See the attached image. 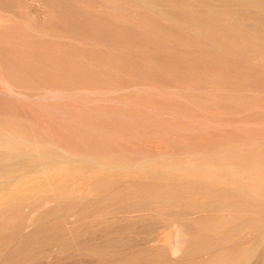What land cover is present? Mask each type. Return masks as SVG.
Masks as SVG:
<instances>
[{
  "label": "rangeland",
  "instance_id": "rangeland-1",
  "mask_svg": "<svg viewBox=\"0 0 264 264\" xmlns=\"http://www.w3.org/2000/svg\"><path fill=\"white\" fill-rule=\"evenodd\" d=\"M11 2L0 0V34L8 30L0 40L13 48L18 34L25 33L15 27L24 24L21 18L15 16L17 24L10 13V18L3 14L21 9ZM34 5L39 11L33 38L36 56L47 52L36 45L50 49L35 58L33 85L0 93V101L5 98L0 104L10 107L0 108L7 111L0 112V131L18 136L19 145L50 144L74 162L66 166L64 180L52 185L47 226L15 230L18 216L28 213L25 201L18 212L5 215V224H10L0 230V250L5 249L0 264H239L246 259L247 264H264V52L243 54L214 46L188 52L154 45L112 17L98 15L102 6L96 0H35ZM131 167L135 172H129ZM99 168L108 172L91 173ZM126 210L134 212L121 215ZM79 214L87 215L89 224ZM178 214L182 225L178 218L174 221ZM162 218L170 221L165 229L158 225Z\"/></svg>",
  "mask_w": 264,
  "mask_h": 264
},
{
  "label": "bare ground",
  "instance_id": "bare-ground-1",
  "mask_svg": "<svg viewBox=\"0 0 264 264\" xmlns=\"http://www.w3.org/2000/svg\"><path fill=\"white\" fill-rule=\"evenodd\" d=\"M9 1V0H8ZM48 1V0H47ZM54 1V0H53ZM59 1V0H58ZM65 1V0H63ZM81 1V0H80ZM14 3H17L16 1H13ZM11 2V3H12ZM18 2H21V0H18ZM39 2V1H38ZM73 2V1H72ZM71 2V4H72ZM75 2V1H74ZM94 2V0H93ZM96 2H98L100 4L99 8L100 11L98 12V15H105L108 17H112L111 21L115 22L116 24L122 25V27H129L135 31H137L138 33H140L141 35L145 36L146 38L150 39V42L152 40V44H154L153 42H155L156 44H160L165 46V47H171V48H175L176 49H182L183 51L186 50L188 52H190L189 50H191V52L193 51V49L196 52V48L195 47H209L211 48L212 46L214 47H219L222 49H239L241 50V52H248V51H261L262 53L264 52V0H96ZM35 0H24V3H20L17 5H19V9L17 10L15 7L14 10H10V12H3V14H7L6 17H8V14L11 15L10 17H13V19L11 18V20L13 21H17L18 19H15L17 16L20 19V23L22 20V24L21 26L18 24L19 21H17L16 23L18 24L19 29H21L20 31H18L19 33L23 32L25 33L24 37L26 38L24 41L23 39L21 40V38H24L23 36H21V34H18V39L11 33V31H9L10 34H12L13 38H16V42L11 38V40H13L16 45L11 48L9 46H7V44H9L10 42L7 41L6 45L5 42H2L4 39L3 36L4 35H8L6 32L8 30H3L4 34H0V39H2V41L0 40V93L3 92V89H8L7 91L11 90L14 91L13 89H19L23 86H25L26 84L28 85V83L34 78V72H35V58L38 56V54L44 53L46 51L41 50L42 48L47 50V54L48 55V51L50 49L49 45H47V47L49 49H46L47 47H40L38 45H36V47L41 48L39 50H41L39 53H37L36 56V48L34 50V32L35 29L37 28L36 25V21L37 18L39 16V11H38V6L35 7L34 5ZM58 3V2H57ZM77 2H75L76 4ZM80 3V2H78ZM77 3V4H78ZM84 3V2H81ZM80 3V4H81ZM37 4V3H36ZM47 4V3H46ZM51 4V3H50ZM55 4V2H54ZM90 4V3H89ZM96 4V3H94ZM38 5H40L38 3ZM56 5V4H55ZM68 5V4H67ZM82 5L84 6V4H81V8ZM85 5H87V3L85 2ZM72 6V5H71ZM88 6V5H87ZM92 6V4H91ZM58 7V5H57ZM95 7H98L95 5ZM93 6V8H95ZM45 8V7H43ZM76 8V7H75ZM80 8V7H79ZM90 8V6L88 7ZM16 9V10H15ZM60 9V7H59ZM87 9V8H86ZM6 10V9H5ZM53 10V9H52ZM66 10V8H65ZM84 10V9H83ZM95 10V9H94ZM0 11H2L0 9ZM51 11V10H49ZM85 11V10H84ZM61 12L62 11V7H61ZM60 12V13H61ZM95 12V11H93ZM54 13V11L52 12ZM97 13V12H96ZM2 14V13H1ZM58 14V13H57ZM57 14L55 16H57ZM63 14V13H61ZM84 14H86L84 12ZM89 14V13H88ZM47 15V14H46ZM65 15V14H64ZM110 15V16H109ZM51 16V15H50ZM100 16V17H101ZM3 17V16H1ZM8 17V18H10ZM49 17V16H48ZM52 17V16H51ZM59 17V16H58ZM91 17V16H89ZM88 17V18H89ZM4 18V17H3ZM7 18V19H8ZM53 18V17H52ZM94 18V17H93ZM5 19V18H4ZM6 19V20H7ZM67 19V18H66ZM53 21V19H51ZM0 21H3L0 19ZM5 21V20H4ZM12 21V22H13ZM9 22V21H8ZM6 22V23H8ZM43 22V21H42ZM41 22V23H42ZM46 22V21H45ZM48 22V21H47ZM51 22V21H50ZM49 22V23H50ZM59 22V21H58ZM57 22V23H58ZM123 22V23H122ZM3 23V22H2ZM15 23V22H13ZM13 23L12 26L14 27ZM56 22L54 24H57ZM51 24H53L51 22ZM5 25V24H4ZM16 25V24H15ZM26 25V26H24ZM38 25V24H37ZM46 25V24H45ZM60 26H62L59 23ZM58 25V26H59ZM118 25V26H119ZM137 25V26H136ZM11 26V25H10ZM20 26V27H19ZM43 26V25H42ZM54 27V25H52ZM51 26V27H52ZM56 26V27H58ZM3 27V26H1ZM5 27V26H4ZM7 27V26H6ZM5 27V28H6ZM12 27V28H13ZM23 27H26L24 30H22ZM46 27L48 28V26L46 25ZM63 28L66 27L65 25L62 26ZM121 27V28H122ZM11 28V29H12ZM67 28V27H66ZM1 29V28H0ZM10 29V28H7ZM27 29V32L25 31ZM49 29V28H48ZM52 29V28H51ZM50 29V30H51ZM13 30V29H12ZM15 30V29H14ZM13 30V31H14ZM54 30V28H53ZM61 30V29H60ZM66 30V29H65ZM119 30V29H118ZM127 30V29H126ZM1 31V30H0ZM5 31V32H4ZM22 31V32H21ZM37 31V30H36ZM58 31V30H55ZM54 31V32H55ZM68 31V29H67ZM110 31V30H109ZM121 31V30H120ZM41 32V31H40ZM60 32V31H59ZM63 32V31H62ZM70 32V31H68ZM115 32V31H114ZM15 33V31H14ZM39 33V32H38ZM48 34V32H45L44 34ZM61 33V32H60ZM74 33V32H73ZM16 34V33H15ZM27 34V35H26ZM65 34V33H63ZM2 35V36H1ZM54 35V34H52ZM84 35V34H83ZM119 35V34H118ZM116 35V36H118ZM10 36V35H9ZM17 36V35H16ZM59 36V35H58ZM57 36V37H58ZM69 36V35H68ZM86 36V35H85ZM2 37V38H1ZM8 36H6L5 38H7ZM43 37V36H42ZM48 37V36H47ZM53 37V36H52ZM51 38V36H50ZM54 38V37H53ZM75 38V37H74ZM115 39V37H113ZM119 38V37H118ZM10 39V38H9ZM41 39V37H40ZM52 39V38H51ZM61 39V38H60ZM27 40V42H26ZM50 40V39H49ZM56 40V39H55ZM48 41V40H47ZM117 41V39H116ZM46 42V41H45ZM61 42V41H60ZM54 42H51V44ZM40 44V43H39ZM11 45V43H10ZM25 45H27L26 47H24ZM71 45V44H69ZM68 45V46H69ZM155 45V44H154ZM191 45V46H190ZM12 46V45H11ZM44 46V44H43ZM159 46V45H158ZM61 47V46H60ZM162 47V46H161ZM52 48V47H51ZM24 49V50H23ZM37 49V50H38ZM54 49V47H53ZM79 49V48H77ZM165 49V48H164ZM167 49V48H166ZM198 49V48H197ZM212 49V48H211ZM220 49V50H222ZM181 50V53H182ZM202 50V49H201ZM205 50V49H204ZM215 50V48H214ZM44 51V52H43ZM53 50H50V52ZM55 51V50H54ZM68 51V50H67ZM83 52V50H80ZM95 51V50H94ZM99 51V50H98ZM180 51V50H179ZM200 51V50H199ZM227 51V50H225ZM64 52V51H63ZM70 52V51H69ZM93 52V51H92ZM173 52V50H172ZM177 52V51H176ZM228 52V51H227ZM238 52V51H237ZM242 52V53H243ZM258 52V53H259ZM85 53V52H83ZM88 53V52H87ZM180 53V52H178ZM177 53V54H178ZM180 53V54H181ZM52 54V53H51ZM171 54V53H170ZM175 54V53H173ZM244 54V53H243ZM44 55V54H43ZM56 55V54H55ZM58 55V54H57ZM63 55V54H62ZM86 55V54H85ZM88 55V54H87ZM50 56V55H49ZM96 56V55H95ZM48 57V56H47ZM62 57V56H61ZM92 57V56H91ZM169 57V56H168ZM173 57V56H172ZM199 57V56H198ZM260 57V56H259ZM166 58V57H165ZM175 58V57H174ZM177 58V57H176ZM250 58V57H249ZM261 58V57H260ZM259 58V59H260ZM41 59V58H40ZM63 59V58H62ZM71 59V58H70ZM187 59V58H186ZM192 59V58H191ZM37 60V58H36ZM65 60V59H64ZM63 60V61H64ZM166 60V59H165ZM171 60V59H170ZM45 61V60H44ZM48 63L52 62L50 61V58ZM46 61V62H47ZM62 61V62H63ZM172 61V60H171ZM176 61V60H175ZM186 61V60H185ZM262 61V58H261ZM40 62V61H39ZM71 63V62H70ZM171 63V62H170ZM174 63V62H173ZM172 63V64H173ZM186 63V62H185ZM184 63V64H185ZM191 63V62H190ZM37 64V63H36ZM61 64V63H60ZM181 64V63H180ZM179 64V65H180ZM188 64V63H187ZM40 66H44V70H46L45 65H42V63L39 64ZM50 65V64H49ZM55 65V64H54ZM36 67H38V65H36ZM71 67V66H70ZM179 67V66H178ZM50 68V67H49ZM37 71V70H36ZM45 74V73H44ZM43 74V75H44ZM45 76V75H44ZM47 76V74H46ZM37 78V77H36ZM50 78V77H49ZM41 79V78H40ZM39 79V80H40ZM44 80V79H43ZM48 80V79H47ZM46 80V81H47ZM99 80V79H98ZM35 81V80H34ZM51 81V79H50ZM37 82V81H36ZM48 82V81H47ZM84 82V81H83ZM32 84V82H30ZM29 83V85H31ZM52 83V82H51ZM59 84V83H58ZM61 84V83H60ZM86 84V83H85ZM94 84V83H93ZM96 84V83H95ZM264 84V83H263ZM33 85V84H32ZM42 85V83L40 84ZM46 85V84H45ZM49 84L47 85L46 88L48 87ZM30 87V86H29ZM36 87V85H35ZM43 87V86H42ZM34 88V87H33ZM38 90V87H36ZM44 88V87H43ZM25 90V89H23ZM28 90V89H27ZM11 91L8 92L9 96L11 94ZM45 91V90H43ZM21 92V91H20ZM41 92V91H40ZM32 94V92H29ZM38 94V92H36ZM5 94V93H4ZM16 93H14V96H18ZM23 94H28L26 92H24ZM50 94V93H49ZM62 94V93H61ZM3 95V94H0ZM7 95V94H6ZM13 95V94H12ZM11 95V96H12ZM36 95V94H34ZM42 95V94H41ZM43 95H47L44 94ZM8 96V95H7ZM6 96V97H7ZM8 96V97H9ZM24 96V95H23ZM21 95V97H23ZM27 96V95H26ZM24 96V97H26ZM50 96V95H49ZM5 97V95H4ZM12 97V98H13ZM28 97V96H27ZM45 97V96H43ZM3 98V97H2ZM17 98V97H16ZM1 99V97H0ZM5 99V98H3ZM2 99V101H3ZM8 98H6L7 101ZM20 99V98H19ZM34 99V98H33ZM36 99V98H35ZM28 100V99H27ZM0 101V103L2 102ZM5 101V102H6ZM14 102V99L12 100ZM9 102L11 103V99L9 100ZM8 102V104H10ZM12 102V103H13ZM7 103V102H6ZM11 103V104H12ZM15 103V102H14ZM5 105V104H4ZM3 105V106H4ZM14 105V104H13ZM0 104V108H7L9 109V106H4L3 107ZM6 110V109H5ZM11 110L13 111V109L11 108ZM10 110V111H11ZM9 111V110H8ZM9 111V113H10ZM0 112L1 109H0ZM7 112V111H6ZM6 112H2V113H6ZM8 113V115H9ZM12 113V112H11ZM12 115V114H11ZM14 117V116H13ZM12 117V118H13ZM1 118V117H0ZM10 118V117H9ZM2 119V118H1ZM3 120V119H2ZM4 123V125H6V121L2 122ZM21 120V119H20ZM8 121V120H7ZM10 122V121H8ZM10 124V123H9ZM8 125V124H7ZM13 126V125H12ZM5 127V126H4ZM10 127V126H9ZM15 127V126H14ZM12 131V128H9ZM17 129V128H16ZM8 131V130H7ZM13 132V131H12ZM11 132V133H12ZM9 133V131H8ZM14 133V132H13ZM15 137H18L16 135H6L3 134L0 131V230L2 227H4L5 225V215H7L8 211H12L13 209L17 211L18 207H20L21 205L19 204L20 202L25 201L26 204L24 206V208L26 210H28V213L26 212V215H20L18 216L19 219L14 223V228L16 231H19L20 229H25L28 231L29 230H33L35 229V231H37L36 229H38L40 226L44 225L46 223L49 222L47 219L50 215V208H49V203L51 201V193H52V185L55 184H60V180L63 181L64 180V170L66 168L67 165H69L70 163L74 162L72 160H69V158L67 156H65L64 154H59L54 152L52 146L50 144L45 143L40 147L36 146L34 143L33 145L28 143V146H26L23 142L22 145H19V143H17L15 139ZM23 137V136H22ZM21 140V139H19ZM32 141V140H30ZM35 141V140H34ZM21 142V141H20ZM48 142V141H47ZM56 150V149H55ZM57 151V150H56ZM66 154V153H65ZM69 155V154H67ZM77 157V156H76ZM76 160V159H75ZM78 160V159H77ZM76 160V161H77ZM83 160V159H82ZM85 161L87 160L84 159ZM84 161V162H85ZM89 161V160H88ZM86 161V162H88ZM92 162V161H91ZM89 163V162H88ZM94 163V162H92ZM90 164V163H89ZM91 165V164H90ZM94 165V164H93ZM92 167V166H91ZM94 167H97L96 165ZM126 166H124L125 168ZM135 167V166H134ZM131 167L133 170L129 171V172H135V168L137 167ZM85 168V167H84ZM114 168V167H112ZM123 168V167H121ZM127 168V167H126ZM128 168V169H131ZM185 168V167H184ZM109 169V168H108ZM107 169V170H108ZM116 166L113 169L114 171L116 170ZM119 169V166H118ZM139 169V167H138ZM137 169V170H138ZM103 171L106 169H102ZM100 168L99 169H95L93 172H91L93 175H99L101 173ZM123 170V169H122ZM172 170V169H171ZM174 170V169H173ZM181 170V169H180ZM92 171V170H91ZM102 171V172H103ZM112 171V170H111ZM118 171V170H117ZM121 171V170H120ZM162 171V170H161ZM216 171V170H215ZM108 172V171H106ZM124 172V171H123ZM127 172V171H126ZM159 172V171H158ZM165 171H163L164 174ZM111 174V172H109ZM115 173V172H114ZM155 173V171H154ZM167 173V171L165 172ZM171 173V172H170ZM176 172H173V174H175ZM66 174V173H65ZM68 174V173H67ZM92 174H90V176H92ZM108 174V173H107ZM113 174V173H112ZM152 174V173H151ZM157 174V173H156ZM79 175V173H78ZM83 175V174H82ZM89 175V174H88ZM87 175V176H88ZM101 175V174H100ZM116 175V174H115ZM145 175V174H144ZM160 175H162V172L160 173ZM165 175V174H164ZM163 175V176H164ZM169 175V174H166ZM165 175V176H166ZM172 174H170L171 176ZM75 176V175H74ZM86 176V177H87ZM89 176V177H90ZM139 176V175H138ZM141 178L143 175H140ZM152 176V175H150ZM155 176V175H153ZM152 176V177H153ZM157 176V175H156ZM174 176V175H173ZM172 176V177H173ZM179 177V175H175L174 177ZM181 176V175H180ZM183 176V175H182ZM77 177V176H76ZM80 177V176H79ZM84 177V178H86ZM184 177V176H183ZM236 177V176H235ZM70 178V177H68ZM93 178V177H92ZM95 178V177H94ZM110 178V177H109ZM147 178V176H146ZM158 178V176L156 177ZM160 178V177H159ZM66 179V178H65ZM139 179V178H138ZM143 179V178H142ZM149 179V178H148ZM162 179V178H161ZM165 179V178H164ZM74 180V179H73ZM90 180V178H89ZM93 180V179H92ZM114 180V179H113ZM147 180V179H146ZM68 181V180H67ZM71 181V180H69ZM79 181V180H77ZM83 181V180H80ZM85 181V179H84ZM105 181V180H104ZM162 181V180H161ZM193 181V179H192ZM87 183V182H86ZM136 183V182H135ZM176 183V182H175ZM195 183V182H194ZM202 183V182H201ZM77 184V183H76ZM85 184V183H84ZM89 184V183H88ZM148 184V183H147ZM146 184V185H147ZM182 184V183H181ZM208 184V183H207ZM203 185V184H202ZM87 186V184H86ZM206 186V185H205ZM214 186V185H213ZM75 187V186H74ZM84 187V186H83ZM74 189V188H73ZM79 189V187H78ZM105 191V190H104ZM159 191V190H158ZM56 192V191H55ZM183 194V193H182ZM211 197V196H210ZM243 197V196H242ZM177 198V197H176ZM180 198V197H179ZM215 198V197H214ZM249 198V197H248ZM100 199V198H99ZM194 199V198H193ZM131 201V200H129ZM120 203V202H119ZM117 203V204H119ZM141 203V201L139 202ZM145 203V202H143ZM19 204V205H18ZM23 204V203H21ZM96 204V203H95ZM115 204V203H114ZM114 204H111L110 206H114ZM135 204V203H134ZM133 204V205H134ZM146 204V203H145ZM149 204V203H148ZM146 204V205H148ZM94 205V204H93ZM97 205V204H96ZM94 205V206H96ZM99 205V203H98ZM98 205L96 206V208L98 207ZM150 205V204H149ZM152 205V204H151ZM93 206V209L95 208ZM128 206V205H127ZM52 208V206H50ZM131 207V205L129 206V208ZM139 207V206H138ZM149 207V206H148ZM147 207V208H148ZM165 207V206H164ZM39 208H42V212H38ZM92 208V205H91ZM99 208V207H98ZM140 208V207H139ZM145 208V207H143ZM142 208V210H143ZM163 208V207H160ZM108 209H111V207ZM124 209V208H123ZM128 209V208H127ZM133 209V208H132ZM166 209V208H165ZM175 209V208H174ZM92 209H89V211ZM115 210V209H114ZM117 210V209H116ZM115 210V211H116ZM131 210V208H130ZM130 210H126L123 211L121 215L127 217V215L131 212V214H133L132 212L134 211H130ZM135 210V208H134ZM141 210V209H140ZM146 210V209H145ZM163 210V209H160ZM159 210V211H160ZM88 211V209L85 210V212ZM93 211V210H92ZM112 211V209H111ZM112 211V212H115ZM137 211V210H136ZM135 211V212H136ZM151 211V210H150ZM91 212V211H90ZM102 212V211H101ZM107 212V209H106ZM109 212V210H108ZM119 212V211H118ZM156 212V211H155ZM97 214L95 215V217L98 215L99 212H96ZM110 213V212H109ZM140 213V212H139ZM154 213V212H152ZM171 213V212H170ZM185 213V211H184ZM183 213V214H184ZM85 214V213H84ZM83 214V215H84ZM95 214V213H94ZM94 214L91 216L93 217ZM104 215V213L102 212L101 215ZM142 214V213H141ZM145 214V213H144ZM165 214V213H164ZM174 214V213H173ZM182 215V212L180 213ZM11 215V214H10ZM81 215V214H79ZM106 215V214H105ZM119 215V214H118ZM140 215V214H139ZM143 215V214H142ZM176 215V214H175ZM188 215V214H187ZM13 216V215H12ZM82 216V215H81ZM88 216V217H89ZM100 215H98L99 218ZM113 216V215H112ZM117 217V215H115ZM141 216V215H140ZM172 215H170L171 217ZM179 214L177 215V217L174 218V221H176V218H178V220H180V217H178ZM185 218V215H182ZM181 216V218H182ZM190 216V215H188ZM14 217V216H13ZM17 217V218H18ZM87 217V215L82 216L81 218ZM92 218V219H95ZM104 217V216H103ZM121 217V216H120ZM124 217V218H125ZM135 217V216H132ZM142 217V216H141ZM174 217V215H173ZM80 218V219H81ZM106 218V217H105ZM109 219H111L110 217H108ZM115 218V217H114ZM123 218V217H122ZM164 218H167L166 216ZM162 218L159 222L158 225H162V227L169 226V219H164ZM172 218V217H171ZM14 219V218H13ZM78 218V220H80ZM88 219V218H87ZM89 220V219H88ZM97 221V219H95ZM94 220V221H95ZM122 220V219H121ZM182 220V219H181ZM178 221V222H181ZM75 221V220H74ZM73 221V222H74ZM83 219H81L82 222ZM87 220H85L86 222ZM90 221V220H89ZM93 221V220H92ZM101 221V220H100ZM144 221V220H143ZM173 221V220H172ZM67 222V221H66ZM84 222V223H85ZM99 222V221H98ZM103 222V221H102ZM100 222L99 225L102 223ZM132 222V221H131ZM88 223V222H86ZM93 222H91L92 224ZM104 223V222H103ZM107 223V222H106ZM113 223V222H112ZM134 223V222H133ZM73 224V223H72ZM81 224V223H79ZM89 224V223H88ZM97 224V222L95 223ZM105 224V223H104ZM108 224V223H107ZM129 224V223H128ZM132 224V223H131ZM176 224H178L176 222ZM182 225V222L180 223ZM50 225V223L48 224ZM74 225V224H73ZM122 225V224H121ZM135 225V224H134ZM179 225V224H178ZM179 225V226H181ZM184 225V224H183ZM56 226V225H55ZM65 226V224H64ZM89 226V225H88ZM109 226V225H108ZM185 226V225H184ZM261 226V225H260ZM52 227V226H51ZM66 227V226H65ZM68 227V225H67ZM70 227V226H69ZM68 227V228H69ZM76 227V226H74ZM98 227V226H97ZM129 227V225L127 226ZM152 227V226H151ZM161 227V226H160ZM258 227V226H257ZM10 228V227H9ZM27 228V229H26ZM41 228V227H40ZM39 228V229H40ZM73 228V227H72ZM71 228V229H72ZM91 228V227H88ZM139 228V227H138ZM167 228V227H166ZM19 229V230H17ZM42 229V228H41ZM44 229V228H43ZM48 229V228H46ZM82 229V228H81ZM108 229V228H107ZM145 229V228H144ZM162 229V228H161ZM22 230V231H23ZM45 230V229H44ZM67 230V228H66ZM87 230V229H86ZM122 230V229H121ZM153 230V229H151ZM156 230V229H155ZM154 230V233H155ZM159 230V229H158ZM186 230V229H185ZM194 230V229H193ZM257 230V228H256ZM47 231V230H46ZM69 231V230H68ZM73 231V229H72ZM82 231V230H81ZM84 231V230H83ZM89 231V230H88ZM120 231V230H119ZM126 231V230H125ZM129 231V230H128ZM140 231V230H138ZM147 231V230H146ZM144 230L145 233H147V235H149V230L146 232ZM157 231V230H156ZM26 232V231H25ZM31 232V231H30ZM29 232V233H30ZM40 232V230H39ZM87 232V231H85ZM112 232V231H111ZM133 232V231H132ZM153 232V231H152ZM9 233V232H8ZM32 233V232H31ZM71 233V232H70ZM81 233V232H80ZM93 233V232H92ZM108 233V232H107ZM116 233V232H115ZM144 233V234H145ZM158 233V231H157ZM195 233V232H194ZM7 234V233H6ZM4 234V235H6ZM19 234V233H17ZM23 234V233H21ZM25 234V233H24ZM61 234H64L61 232ZM59 234V235H61ZM82 234V233H81ZM91 234V233H90ZM79 235V234H78ZM78 235H76L78 237ZM108 235V234H107ZM153 235V234H152ZM156 235V234H155ZM161 235V234H160ZM255 235V234H254ZM3 236V235H2ZM23 236V235H22ZM62 236V235H61ZM75 236V237H76ZM80 236V235H79ZM24 237V236H23ZM29 238H31V236H28ZM33 237V236H32ZM69 237V236H68ZM67 237V238H68ZM93 237V236H92ZM143 237V236H142ZM157 237V236H156ZM19 238V236H18ZM29 238L25 239V241H27ZM34 238V237H33ZM66 238V239H67ZM101 238V237H99ZM153 238V237H151ZM221 238V237H220ZM20 239V238H19ZM48 239V238H47ZM46 239V240H47ZM52 239V238H51ZM57 239V237H56ZM54 239V240H56ZM132 239V238H131ZM160 239V238H159ZM162 239V238H161ZM253 239V238H252ZM255 239V238H254ZM1 240V237H0ZM53 240V239H52ZM50 240V241H52ZM58 240V239H57ZM76 240V239H75ZM144 240V239H143ZM153 240V239H151ZM155 240V238H154ZM193 240V239H192ZM260 240H261V235H260ZM25 241H23V243H25ZM117 241V240H116ZM254 241V240H253ZM29 242V241H28ZM33 242V241H32ZM31 242V243H32ZM45 242V241H44ZM53 242V241H52ZM155 242V241H154ZM193 242V241H192ZM245 242V241H244ZM251 242V241H250ZM249 242V243H250ZM13 243V242H12ZM21 243L20 246H22V241L19 242V244ZM63 243V242H62ZM68 243V240H67ZM86 243V241H85ZM84 243V245H86ZM144 243V242H143ZM253 243V242H252ZM2 244H5L4 242H2ZM34 244V243H32ZM56 244V243H55ZM82 244V243H81ZM140 244V243H139ZM241 244V243H239ZM258 244V243H257ZM6 245V244H5ZM3 245V246H5ZM58 245V243H57ZM78 245V244H77ZM191 245V244H189ZM251 245V243H250ZM15 246V245H14ZM13 246V247H14ZM19 246V245H17ZM19 246V247H20ZM46 246V245H45ZM63 246V245H62ZM61 246V247H62ZM89 246V245H88ZM103 246V245H102ZM101 246V247H102ZM183 246V245H182ZM6 247V246H5ZM57 247V246H56ZM65 247V246H63ZM78 247V246H77ZM83 247V246H82ZM87 249V246H84ZM83 247V248H84ZM111 247V246H110ZM114 247V246H113ZM125 247V246H124ZM248 247V246H247ZM2 248V247H0ZM4 248V247H3ZM11 248V247H10ZM18 248V247H17ZM43 248V247H42ZM51 248V247H50ZM70 248V247H69ZM91 248V247H90ZM116 248V247H115ZM260 247L257 248V250H259ZM32 249V248H31ZM93 249V248H92ZM96 249V248H94ZM98 249V248H97ZM97 249L95 251H97ZM103 249V248H102ZM99 249V250H102ZM106 250V248H104ZM109 249V248H108ZM121 249V248H120ZM256 247H253V250H255ZM5 250V249H4ZM4 250H0L1 253H4ZM8 250V249H7ZM16 250V249H15ZM85 250V249H84ZM91 250V249H90ZM98 250V251H99ZM117 250V249H116ZM125 250V249H124ZM183 250V249H182ZM181 250V251H182ZM247 250V248H246ZM245 250V252H246ZM262 250V249H261ZM17 251V250H16ZM16 251L13 250V252L15 253ZM19 251V248H18ZM31 251V250H30ZM44 251V250H43ZM107 251V250H106ZM109 251V250H108ZM111 251V249H110ZM109 253H111L112 251L114 252V250L112 249V251ZM180 251V252H181ZM12 252V254H13ZM100 252V251H99ZM103 252V251H102ZM211 252V251H210ZM257 252V251H256ZM259 252V251H258ZM7 253V252H6ZM17 253V252H16ZM25 253V252H24ZM9 254H11V252H9ZM11 254V256H12ZM23 254V253H22ZM21 254V255H22ZM94 254V253H93ZM112 254V253H111ZM245 254V253H243ZM20 255V256H21ZM28 255V254H27ZM34 255V254H33ZM1 256V255H0ZM9 256V255H8ZM7 256V257H8ZM9 256V258L11 257ZM15 256V255H13ZM18 256V255H17ZM121 256V255H120ZM255 257L257 255H254ZM19 257V256H18ZM27 257V256H26ZM123 257V256H122ZM253 257V255H252ZM251 257V258H252ZM5 258V257H4ZM3 258V259H4ZM13 258V257H12ZM37 258V257H36ZM3 259L1 260L2 262ZM19 259V258H17ZM16 259V260H17ZM199 259V258H198ZM202 259V258H201ZM264 259V258H263ZM5 261L7 260L4 259ZM10 260V259H9ZM15 260V259H14ZM12 260V261H14ZM241 260V258H240ZM11 261V260H10ZM21 262V261H20ZM168 262V261H167ZM237 262V261H236ZM235 262V263H236ZM239 263V262H238ZM248 263V259L242 260L239 264H247ZM201 264V263H200Z\"/></svg>",
  "mask_w": 264,
  "mask_h": 264
}]
</instances>
